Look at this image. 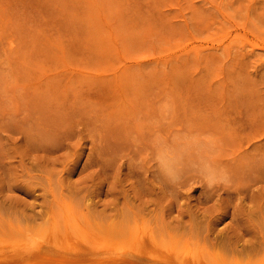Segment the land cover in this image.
Here are the masks:
<instances>
[{
    "label": "rangeland",
    "instance_id": "1",
    "mask_svg": "<svg viewBox=\"0 0 264 264\" xmlns=\"http://www.w3.org/2000/svg\"><path fill=\"white\" fill-rule=\"evenodd\" d=\"M224 243L264 264V0H0V264Z\"/></svg>",
    "mask_w": 264,
    "mask_h": 264
},
{
    "label": "bare ground",
    "instance_id": "2",
    "mask_svg": "<svg viewBox=\"0 0 264 264\" xmlns=\"http://www.w3.org/2000/svg\"><path fill=\"white\" fill-rule=\"evenodd\" d=\"M226 243H227V242H226ZM224 244H225V243H224ZM224 244H223V245H224ZM223 245L220 246V247L222 248V247L226 246V248H225V247L222 248V253H220L221 248H220V249L218 248V249H219V253H220V255H219V253H218L217 256H216V258H219L218 260L222 259V260H220V261H223V263H224V259L228 256V255H227L228 253H227V251H226V250H227V245H226V244H225L224 246H223ZM83 249H84V247H83V246H80L79 251L82 252ZM75 251H76V250H75ZM216 252H218V250H216ZM97 253H98V252L95 251V255H96ZM224 253H226L227 256L224 255ZM218 255H219V257H218ZM222 255H223V256H226V257H223ZM77 256H79V255L77 254ZM77 256H76V257H77ZM238 256H239V255H238ZM235 257H236V255H235ZM227 258H228V257H227ZM123 260H124V259H123ZM214 260H215V259H213V261H214ZM151 261H152V262H153V261L155 262V260H151ZM164 261H167L168 264H174V263H175V261H174V260H171V258H170V259H169V258H168V259H165ZM176 261H179V259L176 260ZM183 261H184V260H183ZM201 261H202V260H201ZM201 261H200V264H203V263H201ZM226 261H227V260H225V263H224V264H226ZM228 261H229V260H228ZM228 261H227V262H228ZM179 262H180V261H179ZM202 262H203V261H202ZM181 263H182V261H181ZM183 263H184V264H185V263L188 264V261L186 260V261H184ZM215 263H218V261L215 260ZM209 264H210V262H209ZM221 264H222V263H221Z\"/></svg>",
    "mask_w": 264,
    "mask_h": 264
}]
</instances>
